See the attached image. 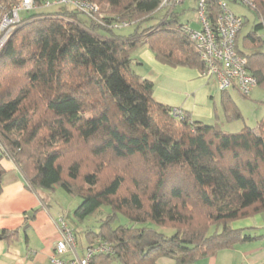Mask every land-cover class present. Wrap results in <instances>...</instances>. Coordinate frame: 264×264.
<instances>
[{"label": "trees", "instance_id": "obj_1", "mask_svg": "<svg viewBox=\"0 0 264 264\" xmlns=\"http://www.w3.org/2000/svg\"><path fill=\"white\" fill-rule=\"evenodd\" d=\"M81 1L101 6L100 22L37 2L0 50L2 154L30 188L78 196L77 221L107 209L97 231L84 232L112 254H95L89 264H155L159 257L187 264L261 238L249 234L256 228L230 224L264 211V116L233 133L188 116L175 121L171 107L153 100V83L131 68V53L146 46L160 63L200 71L178 13L154 20L160 0ZM261 2L254 0L261 20L241 45L239 31L235 45L264 87ZM208 3L214 19L217 3ZM123 22L131 32L116 31ZM221 94L225 115L239 118L227 91ZM5 175L0 164V191ZM16 233L1 230L0 239Z\"/></svg>", "mask_w": 264, "mask_h": 264}, {"label": "crops", "instance_id": "obj_2", "mask_svg": "<svg viewBox=\"0 0 264 264\" xmlns=\"http://www.w3.org/2000/svg\"><path fill=\"white\" fill-rule=\"evenodd\" d=\"M191 1L189 7H181L179 17L186 9L191 8L195 12V1ZM179 22L189 23L191 27L198 26L195 16ZM131 58L133 71L153 83L152 98L155 102L171 108H180L193 121L207 125L218 124L222 128V120L214 114L208 102L209 98H212L209 86L212 81L203 78L198 69L160 63L146 46L137 47L131 53ZM214 84L216 85V82ZM231 93L238 92L227 91L230 98L233 96ZM263 116L256 119L253 125L243 127L256 125ZM214 118L217 120L214 121ZM0 156V164L6 172L0 191V231L17 230L14 239H0V264H51L50 258L60 237L58 221L60 218L66 221V215L58 205L61 198L66 200L62 196L63 189L59 191L61 188L54 187L37 191L30 188L16 164L2 155L1 151ZM67 201L71 210L79 203L70 197ZM72 228L77 232L74 227ZM233 228H256L249 230V234L262 237L218 250L208 257L187 264H264V211L244 218V222ZM87 245L88 241L82 247V254ZM77 246L76 254L79 252ZM72 256V253L68 252L63 259L68 261ZM155 264L177 263L172 258L159 257Z\"/></svg>", "mask_w": 264, "mask_h": 264}, {"label": "built area", "instance_id": "obj_3", "mask_svg": "<svg viewBox=\"0 0 264 264\" xmlns=\"http://www.w3.org/2000/svg\"><path fill=\"white\" fill-rule=\"evenodd\" d=\"M185 0H160L159 8L166 13L182 4ZM195 1V18L197 27L189 23L181 25L182 31L189 35L194 50L202 62L200 75L206 79L213 78L220 92L235 90L247 97L256 87L255 77L246 69V59L236 49V35L243 25L244 17L229 8L228 2L246 5L255 9L254 0H215L217 13L214 19L209 17V0ZM53 5L72 6L77 10L91 15L98 11V6L89 1L81 0H13L9 4L0 3V50L12 33L22 24L21 13L38 7ZM126 23H123V25ZM170 115L175 120L185 117L180 108H171ZM60 237L56 242L50 258L51 264H89L95 254H112L106 242L97 240L86 246L82 255L76 254L77 240L72 227L62 218L58 221ZM72 253L68 261L63 259L66 253Z\"/></svg>", "mask_w": 264, "mask_h": 264}, {"label": "rangeland", "instance_id": "obj_4", "mask_svg": "<svg viewBox=\"0 0 264 264\" xmlns=\"http://www.w3.org/2000/svg\"><path fill=\"white\" fill-rule=\"evenodd\" d=\"M191 2H192L191 0H185L182 4L174 7L173 11L179 13L181 7L188 6L189 3H191ZM263 2H264V0H262L261 4ZM228 5H229V8H231L235 13L241 14L245 18L244 19L245 22H244V24L240 30V33H239V43H240L239 45H241V41H242L243 37L247 33L250 32L252 24L254 22H257V20H261V18H260V16H258V14H257L258 17H256L254 9L247 7L246 5H241V4L239 5V4H235L233 2H230V1L228 2ZM64 8H65L64 5H53V6L45 7L44 11L53 12V11L62 10ZM258 9L260 10V7ZM185 11L186 12L179 17L180 21H184L187 18H190V17L193 18L195 16V12L193 9L190 8L188 10L186 9ZM26 12L27 11H24L22 13L24 14ZM163 12H165V9L158 10L155 13L154 20L156 18H158L159 16H161L163 14ZM95 13H96V15H94ZM95 13H92L90 15V17H92L96 22H100L101 21L100 19L102 17H104V12H103L101 6L100 7L98 6V11ZM88 16L89 15H87L81 11H79L77 13V18L79 20L85 22V23L89 21ZM123 23H126V24L121 25ZM123 23H115L114 24V27H118V29L116 31L119 33L131 32L133 27L132 26L128 27L127 24H129V23H127V22H123ZM20 26L18 28H20ZM193 26H195V24H193ZM256 34H257V36H263V38H264V29L258 30L256 32ZM262 45L263 46H262L261 50L264 52V42ZM208 81H212L209 83L210 90H211V96H212V98H209V100H208L209 106L212 107L214 114L219 116L220 120H222V128L220 127L222 130H228V131L234 130L235 132H237V131L242 129L243 125H249V124L253 125L256 122V119H259L261 117V115H264V87L263 86L256 85V87L250 93L251 96L249 95L247 97H244L238 93H235V94L231 93V95H233V96H231L233 106H234V108H236V110H237L236 112L239 111V113H240V117L238 118V117H228L225 115V113L223 111V107H222V99H221L222 94L217 89L216 85L214 84L215 81L213 78L208 79ZM185 115H186V113H185ZM186 116H188V115H186ZM215 120H217V118L216 119L214 118V121ZM175 121H179V120H175ZM1 154H2V152H1ZM61 190L62 189H60L59 191H61ZM62 192H63L62 196L64 198H66V200H62V198H61L59 200L61 202H59L58 205L61 206V208L64 212V215H66V221L69 223V225L71 227H74L77 230V232H76V236H77L76 240H77V245H78L77 249L79 251L78 254L81 255L82 250H83L82 247H84L85 243L87 242V238L85 236L84 230L89 229L90 231L96 232L98 225H99V222L102 220V218H104L106 216L107 209L102 208V209L98 210L97 212H95L94 214L87 216L83 221H77L72 215L73 209L71 210L68 207L70 204L67 201V199L70 197V198L74 199V201L80 202V198L78 196H75V195H69L68 193H65V191H63V190H62ZM120 220L122 222H125V223L127 222L126 219H124L123 217H120ZM238 222H239V224L241 222H244V218L232 221L231 226L237 227L239 225ZM97 240H100V239L96 238L92 243H94ZM89 244H91V243H88V245ZM113 264H119V263L114 261Z\"/></svg>", "mask_w": 264, "mask_h": 264}]
</instances>
